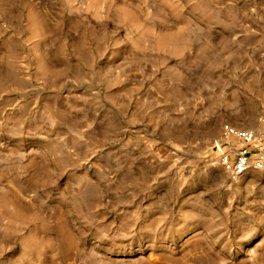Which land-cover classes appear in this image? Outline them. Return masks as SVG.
I'll list each match as a JSON object with an SVG mask.
<instances>
[{
    "label": "rangeland",
    "instance_id": "374dc122",
    "mask_svg": "<svg viewBox=\"0 0 264 264\" xmlns=\"http://www.w3.org/2000/svg\"><path fill=\"white\" fill-rule=\"evenodd\" d=\"M264 0H0V264H264Z\"/></svg>",
    "mask_w": 264,
    "mask_h": 264
},
{
    "label": "built area",
    "instance_id": "2783aa9c",
    "mask_svg": "<svg viewBox=\"0 0 264 264\" xmlns=\"http://www.w3.org/2000/svg\"><path fill=\"white\" fill-rule=\"evenodd\" d=\"M214 149L218 162L233 179L264 172V130L225 124Z\"/></svg>",
    "mask_w": 264,
    "mask_h": 264
}]
</instances>
